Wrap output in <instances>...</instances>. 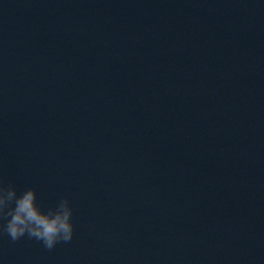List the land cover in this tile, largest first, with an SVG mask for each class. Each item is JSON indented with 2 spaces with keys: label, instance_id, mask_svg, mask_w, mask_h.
I'll list each match as a JSON object with an SVG mask.
<instances>
[{
  "label": "water",
  "instance_id": "water-1",
  "mask_svg": "<svg viewBox=\"0 0 264 264\" xmlns=\"http://www.w3.org/2000/svg\"><path fill=\"white\" fill-rule=\"evenodd\" d=\"M0 175V264H264V0H0Z\"/></svg>",
  "mask_w": 264,
  "mask_h": 264
},
{
  "label": "clouds",
  "instance_id": "clouds-1",
  "mask_svg": "<svg viewBox=\"0 0 264 264\" xmlns=\"http://www.w3.org/2000/svg\"><path fill=\"white\" fill-rule=\"evenodd\" d=\"M73 207L67 196L45 208L37 201L35 187L18 191L0 175V235L12 241L27 236L41 242L47 250L68 243L74 235Z\"/></svg>",
  "mask_w": 264,
  "mask_h": 264
}]
</instances>
